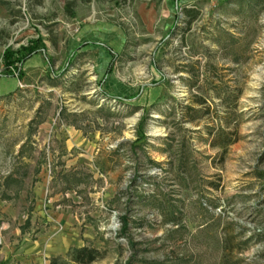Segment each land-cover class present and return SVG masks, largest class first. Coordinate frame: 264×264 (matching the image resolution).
<instances>
[{
  "label": "rangeland",
  "instance_id": "rangeland-1",
  "mask_svg": "<svg viewBox=\"0 0 264 264\" xmlns=\"http://www.w3.org/2000/svg\"><path fill=\"white\" fill-rule=\"evenodd\" d=\"M0 9V264H264V0Z\"/></svg>",
  "mask_w": 264,
  "mask_h": 264
},
{
  "label": "trees",
  "instance_id": "trees-1",
  "mask_svg": "<svg viewBox=\"0 0 264 264\" xmlns=\"http://www.w3.org/2000/svg\"><path fill=\"white\" fill-rule=\"evenodd\" d=\"M4 60L7 65L15 62V59H12V51L9 48L5 50ZM71 62L72 58H69L65 66L58 72L54 71V74L63 75ZM232 142L233 140H231L229 143ZM67 253L73 261L82 264L90 263L102 256V252L97 247H93L90 245L72 246Z\"/></svg>",
  "mask_w": 264,
  "mask_h": 264
},
{
  "label": "crops",
  "instance_id": "crops-1",
  "mask_svg": "<svg viewBox=\"0 0 264 264\" xmlns=\"http://www.w3.org/2000/svg\"><path fill=\"white\" fill-rule=\"evenodd\" d=\"M2 10L0 9V14ZM68 235L63 234L59 237V239L53 240L49 243L48 249L51 252V254H58L60 251H63L64 249H67L66 251L71 248H66V244L68 242L67 239ZM35 251L34 247H29L24 251L25 255L23 256V252L21 251H7L8 253L4 254L5 258L12 260V264H32V257L31 253Z\"/></svg>",
  "mask_w": 264,
  "mask_h": 264
}]
</instances>
